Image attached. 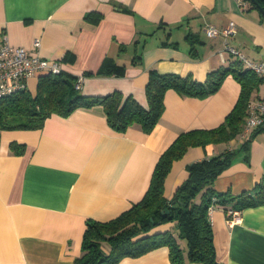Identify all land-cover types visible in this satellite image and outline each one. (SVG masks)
I'll list each match as a JSON object with an SVG mask.
<instances>
[{
    "label": "crops",
    "instance_id": "crops-1",
    "mask_svg": "<svg viewBox=\"0 0 264 264\" xmlns=\"http://www.w3.org/2000/svg\"><path fill=\"white\" fill-rule=\"evenodd\" d=\"M87 14L90 15L87 18ZM236 24L230 45L248 59L264 58V19L242 0H0V43L33 48L72 76L84 73L80 91L104 96L115 90L147 106L148 70L204 81L228 64L224 37H208L206 25ZM111 63L120 73H102ZM106 65V66H105ZM37 76L29 78L34 91ZM260 88V85L258 86ZM240 84L226 75L204 97L164 93V109L148 133L138 124L112 128L100 104L52 113L40 128L0 131V264H72L80 255L87 219L109 220L140 200L159 155L183 131L218 126L233 108ZM247 142V148L244 147ZM24 144L16 154L11 143ZM233 151L214 180L217 191L238 194L264 175V138L255 130L203 146H190L173 161L165 198L187 177L188 164ZM230 224L222 206L209 215L221 264H264V203L240 210ZM176 231L175 222L153 231ZM115 264H171L168 248L126 255Z\"/></svg>",
    "mask_w": 264,
    "mask_h": 264
},
{
    "label": "trees",
    "instance_id": "trees-1",
    "mask_svg": "<svg viewBox=\"0 0 264 264\" xmlns=\"http://www.w3.org/2000/svg\"><path fill=\"white\" fill-rule=\"evenodd\" d=\"M243 1L249 8L259 11V5L264 10V0ZM122 69L123 66L111 63L102 73H120ZM228 74L240 84V93L222 123L213 128L180 132L159 155L140 200L109 220L87 219L81 252L72 264H115L123 256L140 255L159 246L168 248L171 264H221L216 258L207 209L215 203L227 214L228 209L241 210L264 203V175L251 189L238 194L217 191L213 182L234 156L233 151H225L188 164L187 177L169 199L163 194L164 180L173 161L179 159L188 147L226 141L238 134L247 101L260 85L261 78L251 69L243 68L233 57L229 58L227 65L208 71L204 81L189 75L159 73L150 69L145 84V107L133 96L123 95L118 90L104 96L84 95L75 87L76 76L61 70L38 76L34 91L23 87L0 98V131L37 129L52 113L66 116L77 106L100 104L108 124L115 130L124 131L130 125L138 124L148 133L164 109L163 97L168 89L200 98L217 91ZM247 142L244 141L246 148ZM11 148L20 154L24 151V144L12 142ZM169 222H175L176 231H153L156 226Z\"/></svg>",
    "mask_w": 264,
    "mask_h": 264
},
{
    "label": "built area",
    "instance_id": "built-area-1",
    "mask_svg": "<svg viewBox=\"0 0 264 264\" xmlns=\"http://www.w3.org/2000/svg\"><path fill=\"white\" fill-rule=\"evenodd\" d=\"M242 4V0H236ZM236 24L229 21L226 25L217 27L206 25L204 32L212 38L217 35L224 37L223 48L219 54L223 59V53L227 52L231 57L236 58L243 68L251 69L261 78L260 88H256L246 104L244 119L238 135L242 139L249 137L255 130H259L264 138V58L260 60L248 59L240 50L233 47L227 41L229 36L235 34ZM40 40H33V48L27 49L20 45L12 44L7 36L3 35L0 43V98L10 94L19 88L27 87L29 78L41 76L45 73H59L62 69L56 60H49L41 57L37 52ZM84 75L76 76L75 87L80 88L84 81ZM215 203H211L207 209L208 216L211 214ZM227 221L232 224L241 220L240 209H228Z\"/></svg>",
    "mask_w": 264,
    "mask_h": 264
},
{
    "label": "water",
    "instance_id": "water-1",
    "mask_svg": "<svg viewBox=\"0 0 264 264\" xmlns=\"http://www.w3.org/2000/svg\"><path fill=\"white\" fill-rule=\"evenodd\" d=\"M257 7H258V9H259V11L263 14V16H264V10H263V8L261 7V6H259V5H257ZM38 77V76H37Z\"/></svg>",
    "mask_w": 264,
    "mask_h": 264
},
{
    "label": "rangeland",
    "instance_id": "rangeland-1",
    "mask_svg": "<svg viewBox=\"0 0 264 264\" xmlns=\"http://www.w3.org/2000/svg\"><path fill=\"white\" fill-rule=\"evenodd\" d=\"M254 91H255V90H254ZM254 91H253V92H254ZM253 92H252V93H253Z\"/></svg>",
    "mask_w": 264,
    "mask_h": 264
}]
</instances>
